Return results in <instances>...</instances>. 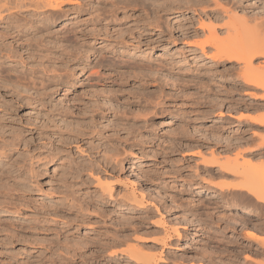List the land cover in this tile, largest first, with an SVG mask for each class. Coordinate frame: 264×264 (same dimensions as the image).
Returning <instances> with one entry per match:
<instances>
[{
    "label": "rangeland",
    "instance_id": "rangeland-1",
    "mask_svg": "<svg viewBox=\"0 0 264 264\" xmlns=\"http://www.w3.org/2000/svg\"><path fill=\"white\" fill-rule=\"evenodd\" d=\"M61 1L54 22L13 9L37 29L0 21V144L17 133L0 202L20 210L0 211V264H134L129 247L159 264H264V204L235 188L264 175V89L193 44L199 22L222 38L235 22L264 65V0Z\"/></svg>",
    "mask_w": 264,
    "mask_h": 264
},
{
    "label": "bare ground",
    "instance_id": "bare-ground-1",
    "mask_svg": "<svg viewBox=\"0 0 264 264\" xmlns=\"http://www.w3.org/2000/svg\"><path fill=\"white\" fill-rule=\"evenodd\" d=\"M72 2V1H71ZM74 2V1H73ZM25 5H31V6H34V8L35 9H37V11L35 12L34 11V13L33 14H35L36 16H41V18H40V20H38V22L39 21H41V22H43L44 20H50V21H53L54 22V20H56V18H57V15H59V14H57L58 13V11L62 8V6H63V1H56V0H54V1H43V0H28V2H25V0H3V2H1V0H0V21H2V20H11L10 21V23H11V26H13V27H15L16 29H17V31H22V28H24V27H32V28H34V29H37L38 27H36V26H34V21L31 19V17H23L22 19H15V17H16V15L18 14V12H14L15 11V9H19V8H21L22 6H25ZM76 5H79V4H76ZM75 6V5H74ZM80 6V5H79ZM78 6V7H79ZM65 7V6H64ZM77 7V6H76ZM33 8V7H32ZM13 9H14V11H13ZM39 9H42V10H39ZM39 10V11H38ZM61 10H63V9H61ZM60 10V11H61ZM66 12V11H65ZM112 13V12H111ZM72 17H74L73 15H72ZM71 17V15H70V18H72ZM231 17V16H230ZM234 17L237 19V17L234 15ZM233 17V18H234ZM218 18V17H217ZM234 18V19H235ZM230 20V19H229ZM231 21V20H230ZM229 21V22H230ZM233 21V20H232ZM239 21V20H238ZM199 22V21H198ZM198 22H196V23H198ZM237 22V21H236ZM195 23V22H194ZM195 23V24H196ZM206 23V22H205ZM209 23V22H208ZM232 23V22H231ZM235 22H233V24H234ZM188 24V23H187ZM229 27L230 26H232V25H230V23H226ZM237 25L235 24V26L233 25V27H231V28H229V27H226L225 28V30H224V32H225V37H220L219 36V34L216 32V28L214 27V25H207V24H204V22L202 23V22H199V25H198V28L200 29V30H205V32H204V35H205V37H204V39H199V40H197V41H195L194 40V42L195 43H193V44H195V47H196V49H198V51L200 52V54H202V55H205V56H207L206 55V51H205V46H211L212 47V52H213V54L211 55V59L213 58L214 59V57H216V56H218V58H221V57H223L224 59H226V60H234V61H236V62H240L241 63V66L239 67V69H240V71H239V73H240V75H241V77H243L244 78V80L246 81V82H248L249 84H253L254 86H259V87H261V88H263L264 89V65L262 64V65H260V66H258V65H256V67H254V66H252V62H251V60H252V57L254 56L253 54H252V50L251 51H249V47H248V44L246 43V42H244L243 41V39H239V38H237V36H236V31L238 30V29H236V28H238V27H236ZM241 28V27H240ZM45 29V28H44ZM98 29V28H97ZM241 30V29H240ZM71 31H73V30H71ZM199 30H195L194 32L195 33H197ZM70 31L68 30V32L67 33H69ZM235 32V33H234ZM239 32V31H238ZM62 33H63V31H62ZM65 33H66V31H65ZM74 33V32H73ZM234 33V35H232ZM240 33V32H239ZM63 35L64 36H62L63 38H65L66 40L69 38L66 34H64L63 33ZM195 35V34H194ZM120 36V35H119ZM242 36V35H241ZM61 37V36H60ZM243 38V37H242ZM61 39V38H60ZM70 40V39H69ZM65 41V40H64ZM68 41V40H67ZM71 42V41H70ZM253 42H255V41H253ZM258 42V41H257ZM256 42V43H257ZM191 43V42H190ZM251 44H253V43H251ZM65 45V44H64ZM67 46V45H66ZM252 47V46H251ZM92 48V47H91ZM123 50V49H122ZM191 50V49H190ZM122 52V51H121ZM158 52H161V51H158ZM190 53H187V52H182V54L183 55H190L188 58H195L194 56H193V54L194 53H196L197 51L195 50V48L193 49V50H191V51H189ZM254 52V54H255V51H253ZM94 53V52H93ZM100 53V52H99ZM187 53V54H186ZM101 54V53H100ZM122 54H123V52H122ZM121 54V55H122ZM165 54V53H164ZM258 54V53H257ZM102 55V54H101ZM130 55V54H129ZM100 56V55H99ZM156 56H162V54H160V53H158V54H156ZM119 57H121V56H119ZM7 58H11V57H7ZM142 58H144V57H142ZM141 58V59H142ZM124 59V57L122 58V59H120V60H123ZM127 60H125V61H127L126 63H128V58H126ZM158 58H156V60H157ZM130 60V59H129ZM123 62V61H122ZM153 62V61H152ZM121 63V62H120ZM134 63H136L135 61H134ZM141 63V62H140ZM139 63V64H140ZM146 63H149V62H144V63H141V64H143L142 66L144 67V65H146ZM102 64H104L102 61H100L99 62V65L101 66ZM133 64V63H132ZM159 64V63H158ZM98 65V66H99ZM113 65V64H112ZM131 65V64H130ZM147 65H149V64H147ZM158 66V65H157ZM258 66V67H257ZM90 67L91 66H89V69H90ZM134 67V66H133ZM137 67H138V65H137ZM51 68H54V67H51ZM51 68L48 70L49 72H51L52 73V76H51V73H50V76H51V78L53 79L54 77L56 78V77H59V75H60V72L59 73H57V71H55V69H52L51 70ZM157 68V67H156ZM115 69V68H114ZM129 69H131L130 67H128V69H126V66H119V68H117V72H118V70H119V74H122V73H124V72H126L127 70H129ZM133 69V68H132ZM56 70H60V69H56ZM93 70V69H92ZM115 71V70H114ZM134 71V70H133ZM156 71V70H155ZM226 71V70H225ZM56 72V73H55ZM116 72V71H115ZM142 72V71H141ZM152 72V71H151ZM54 73V74H53ZM90 73V72H89ZM92 73V72H91ZM94 73H96L95 71H94ZM93 73V74H94ZM128 73V72H127ZM125 74V73H124ZM18 77H20L21 78V76L20 75H17ZM49 76V75H48ZM49 76V77H50ZM122 76H123V74H122ZM55 78H54V81H56V82H61V79H57V80H55ZM17 80V79H16ZM63 80V79H62ZM18 83V82H17ZM247 83V84H248ZM20 84V83H19ZM61 85V84H60ZM42 86H44V85H42ZM57 85H55L54 87H56ZM106 87V86H105ZM24 89H26V88H24ZM28 89V88H27ZM44 90V89H43ZM64 90H66V88H64ZM57 91V90H56ZM62 94H65V91L62 93ZM94 111V110H93ZM240 117H242V115L240 116ZM245 117V116H244ZM14 132V131H13ZM13 134H15V132L14 133H12V134H10V137L13 135ZM17 134V133H16ZM16 134L15 135H13V138L15 137L16 138ZM1 135V134H0ZM19 136L21 135V134H18ZM41 135H42V133H41ZM43 135H45V134H43ZM2 136V135H1ZM40 136V135H39ZM5 137V136H4ZM13 138H11L12 140H14ZM4 139V138H3ZM8 139V138H7ZM8 140V141H6L7 143H5V144H0V161L1 162H4L5 160H6V158H10L11 156V152H12V149H13V147L15 146V143H16V141H15V143H13L14 141H12V140ZM17 139H18V136H17ZM16 139V140H17ZM3 142V141H2ZM18 143H19V141H18ZM17 145V144H16ZM17 147V146H16ZM80 150V149H79ZM83 151V150H82ZM81 151V152H82ZM48 152V151H47ZM51 153V152H50ZM50 153L48 154L49 155V161H52L53 160V158L55 157V156H53V155H50ZM83 153V152H82ZM47 155V154H46ZM110 157V159H108V160H111V157L112 158H114L113 159V161H115L116 162V164L120 161L119 159H117V158H115L114 157V152L112 153V154H110L109 155ZM46 156H44V158H45ZM105 158H107L106 156H105ZM135 159V158H134ZM134 159H132V163H138V164H147V163H143L142 161L140 162L139 160L140 159H136V160H134ZM112 161V160H111ZM207 161H209V160H207ZM108 162V161H107ZM210 162V161H209ZM229 161H227V165L229 164L228 163ZM114 163V162H113ZM220 163H223L224 165H226L225 163H226V161L225 162H220ZM219 163V164H220ZM92 164V163H91ZM119 164H120V162H119ZM213 164V163H212ZM222 164V165H223ZM241 164V163H240ZM12 165V164H11ZM227 165L226 166H222V167H224V169H226L227 168ZM237 166H238V164H236ZM244 165H245V163H244ZM247 165V164H246ZM236 166V167H237ZM240 166V165H239ZM221 167V166H220ZM226 167V168H225ZM236 167H234V168H236ZM90 168H91V166H90ZM242 168H243V166H242ZM245 169V168H244ZM241 171V170H240ZM252 171V170H251ZM239 172V171H238ZM247 172V171H246ZM249 172V171H248ZM247 172V173H248ZM3 173V172H2ZM262 173V172H261ZM90 174V173H89ZM249 174V173H248ZM253 174V173H252ZM242 175V174H241ZM246 175V174H245ZM243 176V175H242ZM92 177H94L93 176V174H92ZM251 177H253V176H251ZM1 180V179H0ZM107 178H101V176H96L95 175V182L97 183L96 185H98L99 187V191H100V194H102V196H108V197H112L114 194H113V191H112V186H111V184L109 183V182H107ZM2 182V181H1ZM8 183H6V185H7ZM5 185V184H4ZM5 185V186H6ZM239 185V184H238ZM3 186V185H2ZM9 186V185H8ZM234 188V187H233ZM235 188L237 189H244V190H246L247 192H248V196H250V198L252 197V199H254V201H256V202H258V204H264V175L263 176H258V177H255L254 179H252V180H248L246 177H245V179L242 181V183L239 185V186H235ZM10 192V191H9ZM195 195L196 194H199V192H195L194 193ZM128 195V194H127ZM132 197H133V200H135L136 199V201L138 200V196L136 195V194H134V193H131L130 194ZM130 195H128L129 197H130ZM1 196V195H0ZM12 196V195H11ZM101 196V195H100ZM128 196H126V198L128 197ZM128 197V198H129ZM138 197V198H137ZM141 197V196H140ZM6 198V197H5ZM4 198V199H5ZM18 199V198H17ZM130 199H131V197H130ZM13 200V199H12ZM4 201L3 199L1 200V202H0V204H1V206H0V211H2V212H5V213H8V214H17L20 210H19V208H18V204L17 203H15L14 201ZM28 201V200H27ZM26 201V202H27ZM22 206V205H21ZM260 206V205H259ZM260 207H263L262 205L260 206ZM55 208V207H54ZM243 213H244V217H247V218H249V217H254L255 216V213H252V212H250V211H247V210H244L243 211ZM14 222V221H13ZM11 223V222H10ZM20 223V222H19ZM29 226V225H28ZM31 226V225H30ZM24 227V226H23ZM34 227V226H33ZM9 228V227H8ZM7 228V229H8ZM30 228V227H29ZM28 229V228H27ZM50 229V228H49ZM52 229V228H51ZM55 229V228H54ZM56 231V230H55ZM5 232H7L6 231V229H5ZM9 234H8V236L9 237H15V235H16V231L14 230V228H11V230H10V228H9ZM176 235L178 234V231L176 230V228L174 229V231H173ZM245 234L247 235V236H249V237H251V238H258V239H262V237H259L256 233H254L251 229H247L246 231H245ZM166 235L167 236H170V234H167L166 233ZM30 236H32V235H30ZM27 237V236H26ZM46 238V237H45ZM11 239V238H10ZM15 240V239H14ZM18 240V239H17ZM264 240V239H263ZM10 241V240H9ZM13 241V240H12ZM33 241V240H32ZM31 241V242H32ZM35 241V240H34ZM43 241V240H42ZM39 242V241H38ZM37 242V243H38ZM12 243H14V242H12ZM42 242H40V245H42L41 244ZM53 243V242H52ZM163 243L165 244V245H167L168 244V241L167 240H163ZM44 244V243H43ZM22 250H24V249H22ZM135 251V249L134 248H131V247H129L128 248V253H129V255H128V257L129 258H131V260H133L134 261V264H159V262H162V260L164 261V259H162L161 257H159V259H158V256H154V255H139V254H131V252H134ZM27 252V251H26ZM8 260H10V259H8ZM159 260V261H158ZM25 261V260H24ZM8 262V261H7ZM10 264V263H9ZM12 264V263H11ZM13 264H15V263H13ZM200 264H202V263H200Z\"/></svg>",
    "mask_w": 264,
    "mask_h": 264
}]
</instances>
